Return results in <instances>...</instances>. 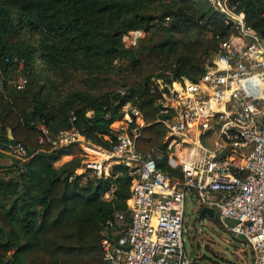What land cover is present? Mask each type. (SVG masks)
Wrapping results in <instances>:
<instances>
[{
	"label": "trees",
	"instance_id": "trees-1",
	"mask_svg": "<svg viewBox=\"0 0 264 264\" xmlns=\"http://www.w3.org/2000/svg\"><path fill=\"white\" fill-rule=\"evenodd\" d=\"M226 3L235 13H244L247 25L264 40V0ZM200 6L198 12L195 0H0V158L10 144L26 149L17 168L0 164V264H103L102 226L126 209L127 171L115 165L109 177L93 175L81 183L84 173L77 170L82 156L73 149H82L76 143L54 147L40 125L48 136L74 129L87 141L109 148L115 140L111 124L130 103L145 124L138 151L163 150L166 127L157 119L162 117L160 98L166 85L181 77L198 79L219 41L234 31L209 0ZM194 26L211 33L209 44L198 39L181 47L173 34L190 35ZM135 29L166 32L154 45L171 62L168 74H156L164 85L143 75L137 52L124 46L122 35ZM13 58L23 61L25 88L8 86ZM123 59H129L128 66L117 64ZM36 65L52 75L50 82ZM76 74L83 76L85 89L97 90L116 83L113 76H123L116 79L123 86L129 75L141 79L125 95L115 90L64 94ZM67 155L74 156L55 165ZM160 166L166 169L164 162Z\"/></svg>",
	"mask_w": 264,
	"mask_h": 264
},
{
	"label": "built area",
	"instance_id": "built-area-1",
	"mask_svg": "<svg viewBox=\"0 0 264 264\" xmlns=\"http://www.w3.org/2000/svg\"><path fill=\"white\" fill-rule=\"evenodd\" d=\"M209 1L234 31L219 41L198 79L181 77L166 85L157 119L166 127L164 150L138 151L145 124L130 103L123 106L120 122L111 124L115 140L109 148L74 129L48 136L40 125L54 147L80 146L82 168L94 176L109 177L115 165L127 171L126 209L102 226L103 264H191L183 244L188 193L203 207H217L221 224L250 246L251 264H264V40L247 25L244 13L228 8L227 0ZM261 17L264 22V11ZM164 22L168 26L169 18ZM145 34L128 31L122 35L124 46H134ZM177 148L186 155L166 153ZM6 153L24 159L26 149L14 143ZM163 159L166 169L160 166Z\"/></svg>",
	"mask_w": 264,
	"mask_h": 264
},
{
	"label": "rangeland",
	"instance_id": "rangeland-1",
	"mask_svg": "<svg viewBox=\"0 0 264 264\" xmlns=\"http://www.w3.org/2000/svg\"><path fill=\"white\" fill-rule=\"evenodd\" d=\"M197 2L198 12H200V5H202L205 0H195ZM146 33L145 35L139 37L137 43L134 46L128 47L133 49L136 57L141 60L142 63V74L148 75L151 79H157V73H169V66L171 62H166L165 52H159L154 50V45L160 42L163 36L166 35V32ZM190 35L187 33H174L175 38L180 40L181 47L182 44L193 43L198 39H203L204 45H208V39L211 38V33L209 32H198L197 27L194 26L190 30ZM128 38V37H127ZM23 39H27L25 36ZM128 42V39L125 40ZM180 47V48H181ZM175 57L172 58V60ZM208 59V58H207ZM12 63L9 65V73L7 76V83L9 88H16L17 85L22 82L24 78L27 79L25 67L21 59L13 58ZM130 61L129 59H123L117 64L128 66ZM37 69L40 71L42 78L46 79L48 77L49 82L52 79V75L46 71L45 68H41L36 65ZM83 76L81 74H76V77L72 83L64 88V94L68 91L75 90H88V93L91 94H100L108 92L110 90L120 91L123 89H129L138 83L141 79L140 76L136 74L129 75L123 80L124 86L121 82H117L116 79L122 81L123 76H113L112 80L116 83H112L111 86H102L101 89H85L83 85ZM3 78L0 77V81ZM160 83L164 85V80L159 79ZM23 83V82H22ZM25 88L26 83H23ZM118 120V119H117ZM115 120V121H117ZM113 124V123H112ZM114 124L112 127H115ZM8 147V146H7ZM80 147V146H79ZM165 147L163 148V150ZM6 156L0 158V164L9 167L17 168L24 161L22 158L14 157L13 155L7 154V148L2 150ZM75 155L81 156V150L77 147L73 149ZM83 152V151H82ZM167 154L172 155L176 158V153L174 149L167 150ZM166 154V155H167ZM74 156V155H73ZM72 155L63 156L61 160L55 163L56 166H59L63 162L73 158ZM162 162H165L163 159ZM13 168V169H14ZM2 171L6 170L4 168ZM168 170H170L168 168ZM176 171V170H172ZM77 173H84L81 183H86L88 179H93V173L91 171H86L83 168L77 170ZM188 203H187V212L188 215L184 218V230H183V244L184 250L191 260V264H251L252 263V253L251 248L244 239L234 238L227 227L223 226L218 218L219 209L214 207V217L209 218L206 215L200 216L199 211L203 205L196 199L194 193H188ZM105 197H110V193L107 192ZM228 224H231L230 222Z\"/></svg>",
	"mask_w": 264,
	"mask_h": 264
},
{
	"label": "water",
	"instance_id": "water-1",
	"mask_svg": "<svg viewBox=\"0 0 264 264\" xmlns=\"http://www.w3.org/2000/svg\"><path fill=\"white\" fill-rule=\"evenodd\" d=\"M227 18L229 20H231L232 18L231 17H228ZM233 21V20H232ZM263 44H264V41H263ZM185 215H187V212H185ZM199 215L200 216H203V215H206L208 216L209 218H212L214 216V209L211 208V207H202L199 211Z\"/></svg>",
	"mask_w": 264,
	"mask_h": 264
},
{
	"label": "crops",
	"instance_id": "crops-1",
	"mask_svg": "<svg viewBox=\"0 0 264 264\" xmlns=\"http://www.w3.org/2000/svg\"><path fill=\"white\" fill-rule=\"evenodd\" d=\"M119 122H120V121H114L112 125H114V124H118ZM175 153H176V155H177L179 158H181V157H183V156L186 155V151H185V150L183 151V148H177V149L175 150ZM180 154H181V155H180ZM213 217H214V216H213Z\"/></svg>",
	"mask_w": 264,
	"mask_h": 264
},
{
	"label": "bare ground",
	"instance_id": "bare-ground-1",
	"mask_svg": "<svg viewBox=\"0 0 264 264\" xmlns=\"http://www.w3.org/2000/svg\"><path fill=\"white\" fill-rule=\"evenodd\" d=\"M181 155V154H180ZM182 158V157H181Z\"/></svg>",
	"mask_w": 264,
	"mask_h": 264
}]
</instances>
